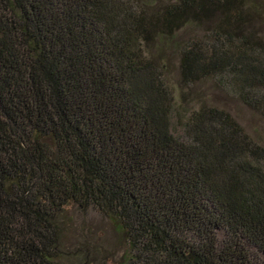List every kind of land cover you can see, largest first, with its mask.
Masks as SVG:
<instances>
[{"label":"trees","instance_id":"1","mask_svg":"<svg viewBox=\"0 0 264 264\" xmlns=\"http://www.w3.org/2000/svg\"><path fill=\"white\" fill-rule=\"evenodd\" d=\"M186 24L210 43L181 82L230 76L264 121V0H0V264H69L72 209L112 222L118 264H264V149L204 106L174 137L144 56Z\"/></svg>","mask_w":264,"mask_h":264},{"label":"rangeland","instance_id":"2","mask_svg":"<svg viewBox=\"0 0 264 264\" xmlns=\"http://www.w3.org/2000/svg\"><path fill=\"white\" fill-rule=\"evenodd\" d=\"M262 20L255 21V27ZM259 28V35L264 36ZM195 43H210V32L198 25L186 24L170 34L154 31L142 42L144 56L159 75L166 91L173 98L170 113V132L180 139L189 116L200 107L215 108L230 115L257 145L264 149V121L253 110L238 100L236 90L227 75L209 77L190 84L180 78V56L183 47ZM262 93L257 95L261 99ZM61 250L69 264L75 261H94L96 264H118L124 253V245L116 234L112 222L95 210L86 212L70 210L61 220ZM219 239L224 237L218 231ZM102 255V256H101Z\"/></svg>","mask_w":264,"mask_h":264}]
</instances>
